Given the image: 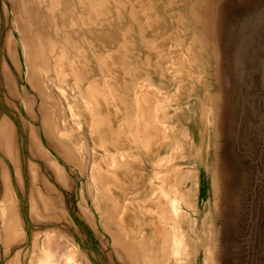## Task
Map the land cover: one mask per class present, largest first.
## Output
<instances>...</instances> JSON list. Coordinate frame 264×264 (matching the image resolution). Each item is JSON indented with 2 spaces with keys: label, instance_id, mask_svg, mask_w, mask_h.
Instances as JSON below:
<instances>
[{
  "label": "rangeland",
  "instance_id": "374dc122",
  "mask_svg": "<svg viewBox=\"0 0 264 264\" xmlns=\"http://www.w3.org/2000/svg\"><path fill=\"white\" fill-rule=\"evenodd\" d=\"M45 239L78 264H264V0H0V264Z\"/></svg>",
  "mask_w": 264,
  "mask_h": 264
},
{
  "label": "bare ground",
  "instance_id": "6f19581e",
  "mask_svg": "<svg viewBox=\"0 0 264 264\" xmlns=\"http://www.w3.org/2000/svg\"><path fill=\"white\" fill-rule=\"evenodd\" d=\"M92 88V87H90ZM152 88V87H151ZM93 90L95 89L94 87L92 88ZM91 89V90H92ZM92 90V92H93ZM144 90V89H143ZM155 91V90H154ZM138 92V91H137ZM110 93V91H109ZM156 93V92H155ZM92 96H95V93H91ZM142 95V94H141ZM149 95V94H147ZM154 95V94H153ZM144 96V95H143ZM153 97V96H152ZM151 97V99H152ZM155 97V96H154ZM141 99V97H140ZM144 99V98H143ZM149 99V98H147ZM156 100V99H155ZM154 100V102H155ZM141 101V100H139ZM144 101V100H143ZM150 100H148L149 102ZM162 101V100H161ZM98 102V101H97ZM152 102V100H151ZM99 103V102H98ZM142 103V102H141ZM162 103V102H161ZM138 104V103H137ZM147 106V105H146ZM151 106V104L149 105V107ZM154 106V105H153ZM163 106V105H162ZM140 107V106H139ZM152 107V106H151ZM142 108V107H141ZM148 108V106H147ZM150 109V108H149ZM156 109V108H154ZM151 111V110H150ZM165 111V110H164ZM148 113V111H147ZM150 113V112H149ZM145 114V113H144ZM151 114H154V113H151ZM150 114V115H151ZM144 117V116H143ZM141 117V118H143ZM138 118V117H136ZM140 118V119H141ZM151 118V116H150ZM138 118L137 121L140 120ZM154 119V118H152ZM157 119V118H155ZM142 122L144 121V119H141ZM151 120V119H150ZM158 121V120H157ZM138 123V122H137ZM151 123V122H150ZM154 123V122H153ZM152 123V124H153ZM151 124V126H152ZM154 125V124H153ZM158 126V125H157ZM162 126V125H161ZM147 127V126H146ZM155 127V126H154ZM127 128V127H125ZM149 128V127H148ZM152 128V127H151ZM142 129V128H141ZM162 129V128H161ZM157 130V129H156ZM132 131V130H131ZM152 133V131H151ZM161 132H158L157 134H159ZM164 133V132H163ZM139 134V133H138ZM155 134V133H153ZM171 134V133H170ZM160 135V134H159ZM131 136V135H130ZM153 136V135H152ZM156 136V135H155ZM170 136V135H169ZM139 138V137H138ZM171 138V137H170ZM146 140V139H145ZM147 141V140H146ZM112 167L109 169V174H111L112 176H116L117 179H119L118 182H124L126 181V177L128 176L129 174V170H130V167L127 163V161L124 160V158H120L118 156H113L112 158V161L110 162V165L109 167ZM146 188V187H145ZM148 188H150L149 190V193H148V199H147V207L148 209H151L154 214V217L158 219V216L159 214L162 215L163 212L167 213L168 215H170V221L166 222V227L167 230L170 231V234H171V238L169 237L168 238V241L169 242H166V247H169L170 248V256L176 258V259H179V257L182 255V246L184 245L183 243V236H182V233L181 231L173 226V225H170V224H176V220L175 218H177V214H178V211L180 209H178V206H179V197L178 195L176 194V191H177V185L174 184V183H170V184H165L163 181H160L159 183H155V182H151L149 183V186ZM145 190V189H144ZM106 191L108 192H111V188L110 186H106ZM113 197H111V201L113 200L112 199ZM140 204V203H139ZM117 202L115 204V207L117 209ZM127 206H129V204H127ZM127 208L126 206L124 207V209ZM129 209H126L128 210V214L126 212V210L123 209V211L126 212L127 215H125V213L122 214V216L125 215L124 219L123 220V225H125V229L128 227V221L131 220L130 216H129V212L130 210L132 209L131 207H128ZM144 209V208H143ZM147 209V210H148ZM141 210V209H140ZM180 212V211H179ZM151 213V212H150ZM121 216V215H119ZM121 216V217H122ZM147 215H145L146 217ZM148 217V216H147ZM146 217V218H147ZM130 218V219H129ZM119 220V219H117ZM121 220V219H120ZM156 220V219H154ZM157 221V220H156ZM121 222V221H120ZM154 222V221H153ZM122 223V222H121ZM157 224V223H156ZM165 224V223H164ZM135 225V224H134ZM127 226V227H126ZM156 226V225H155ZM154 228V226H153ZM159 229V228H157ZM162 229V228H161ZM122 230V229H121ZM123 231V230H122ZM131 231H128V235L134 239L135 236H133L131 233ZM154 232V231H153ZM143 235H144V232H142ZM155 233V232H154ZM124 234V233H123ZM158 235H161L158 233ZM159 237V236H158ZM157 237V238H158ZM46 240V239H45ZM157 240V239H156ZM167 240V239H166ZM165 240V241H166ZM162 250V249H160ZM64 256V257H63ZM154 256V255H153ZM156 257V256H155ZM66 258V259H65ZM62 259H64V261H68L69 264H78L76 262V258H75V254L74 252H69V253H59V252H56L54 251L52 248H51V241L50 240H46V242L43 243L42 247H41V257L38 259V261L36 262L35 261V264H62ZM64 263V262H63ZM67 264V262L65 263ZM162 264V263H161Z\"/></svg>",
  "mask_w": 264,
  "mask_h": 264
}]
</instances>
